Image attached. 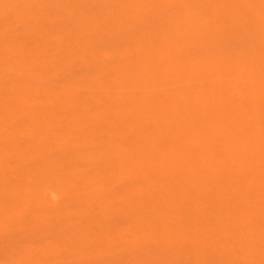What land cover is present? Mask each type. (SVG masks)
Here are the masks:
<instances>
[{
  "label": "rangeland",
  "instance_id": "obj_1",
  "mask_svg": "<svg viewBox=\"0 0 264 264\" xmlns=\"http://www.w3.org/2000/svg\"><path fill=\"white\" fill-rule=\"evenodd\" d=\"M0 264H264V0H0Z\"/></svg>",
  "mask_w": 264,
  "mask_h": 264
},
{
  "label": "bare ground",
  "instance_id": "obj_2",
  "mask_svg": "<svg viewBox=\"0 0 264 264\" xmlns=\"http://www.w3.org/2000/svg\"><path fill=\"white\" fill-rule=\"evenodd\" d=\"M198 143V142H197ZM174 152V151H173ZM170 154V153H169ZM235 165V164H234ZM161 168V167H160Z\"/></svg>",
  "mask_w": 264,
  "mask_h": 264
}]
</instances>
